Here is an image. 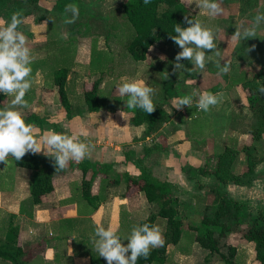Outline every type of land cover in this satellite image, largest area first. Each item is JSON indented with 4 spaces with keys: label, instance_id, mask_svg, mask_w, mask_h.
<instances>
[{
    "label": "rangeland",
    "instance_id": "374dc122",
    "mask_svg": "<svg viewBox=\"0 0 264 264\" xmlns=\"http://www.w3.org/2000/svg\"><path fill=\"white\" fill-rule=\"evenodd\" d=\"M123 1L37 0L34 3L21 1L19 6L20 12L24 13L22 15L24 23L19 30L26 36L27 46L34 58L32 64L37 66L31 73L32 85L24 99L33 102L38 93L35 90L52 89L54 85L51 72L55 68L63 66L68 69L65 91L70 105V116L84 112L82 102H79L78 98L81 92L89 89L95 80H97L100 94L99 107L101 110L111 113L113 117L119 110L129 115L131 108H128L126 104L129 97L121 98L118 86L125 81L145 82L156 90L153 102L162 105V107L165 106L167 118L161 120L156 128L146 135L148 139L143 137L142 132L138 134L141 138V140L139 139L141 145L148 142L160 144L162 148H166L164 151L166 154L168 152L177 159H175L177 171L179 167L180 170L186 167L189 168L190 175L196 174V178H200L201 174H197L195 169L213 165L214 155L221 151L223 145L239 149L242 144H254L256 153L261 157V160L253 167L251 181L249 185L231 187L229 194L236 200L245 203L243 205L245 212L253 214L258 209L264 210V132L255 141L249 135L250 130L255 126V115L247 105L245 87L243 86L244 82L249 86L256 85L257 87L264 84V23L257 29V37L242 42L232 39L236 26L250 27L254 23L252 14L264 13V0H257L255 7L245 12H240L238 0H218L223 12L215 17L209 15L207 10L192 5L196 11L195 20L214 32L217 47L221 53V64L225 61L230 64V71L227 74H221L214 62H207L202 73L184 69L174 73L172 69L175 56L181 49L165 41H156L151 44L144 51L143 59H133L128 52V46L133 43L135 32L121 13L120 4ZM67 4H76L80 10L79 18L70 25L63 23L64 8ZM183 4L187 8L191 7L186 1ZM57 5L61 7V11L56 8ZM202 14L205 15L204 20L201 19L203 18ZM0 20L3 21L1 15ZM45 21H47V25L44 23ZM63 34H66V38ZM252 45H255V48L247 52L246 48H251ZM206 55L212 56L213 61L217 59L214 53L208 52ZM164 57L165 59H163ZM181 63L186 68L193 67L190 61L182 60ZM165 70L168 71L169 77L175 79L173 83L175 96L167 100L162 99V85L165 83L162 77ZM216 89L221 90L219 93H223L224 99L207 112L195 107L197 97L193 98L191 108L184 106L182 110H177L173 107V101L178 98L205 91L214 93ZM259 94L261 102L264 103V94L260 92ZM1 95L4 105H8L12 97L3 93ZM38 101L39 99H35V102ZM32 110L33 108L27 107L20 111L23 116H26L30 113H37L39 109ZM58 111L63 116V110L59 105ZM193 112L196 116L187 120L184 115L189 116ZM111 114L109 115L111 116ZM189 130L194 133L193 138H191V134L187 133ZM164 136H167L168 140L164 139ZM183 150L186 151L184 155H188L187 157L191 159L181 157L180 153ZM194 159H199L200 162L197 163L199 167H190L197 165ZM9 163L8 168L15 167L11 159ZM230 166L234 174H239L243 170L244 156L242 152H238ZM2 169H4L3 163H0V170ZM182 173L184 172L182 171ZM184 174L186 175V173ZM208 178L202 180L205 184L202 190L206 192V196H201L198 200L201 208H196L194 210L196 213L202 209L205 203V205L211 203L213 195L209 188L216 182L212 175ZM195 187V185L193 188L187 185V187H181L180 190L173 188V194L176 196L178 204V216L184 219L181 226L186 223V219L189 217L188 213H190L191 219L199 216L191 215L193 210L188 208L187 211L185 208L186 202H197V199L189 197ZM152 205L155 206V204ZM186 215L188 217L184 218L183 216ZM143 218L144 216L138 219ZM163 221L162 218L157 217L154 226L159 228ZM196 221L197 219L194 222ZM126 223L123 220L122 227L125 228ZM237 235L239 234L236 232L234 235L236 241L231 242L235 245H238ZM226 244H230V241L225 236L220 241L219 252H224ZM174 246L181 252L192 251L195 257L200 258L201 264H210V256L204 260L207 250L198 246L192 239L190 241L185 233L181 232V236ZM243 250L246 251L245 264H252L251 245L244 246ZM216 254L211 255L213 256L211 264H224L216 257L214 258Z\"/></svg>",
    "mask_w": 264,
    "mask_h": 264
},
{
    "label": "crops",
    "instance_id": "0c3cea01",
    "mask_svg": "<svg viewBox=\"0 0 264 264\" xmlns=\"http://www.w3.org/2000/svg\"><path fill=\"white\" fill-rule=\"evenodd\" d=\"M185 1L187 2V0H181L182 3ZM189 8L193 11L195 20L196 11L192 5ZM202 16L201 19L204 20L205 15L202 14ZM255 16L256 14H252L253 21ZM35 92L38 93L33 102H26L28 107L33 108L32 111L36 108L39 109L34 114L45 121L40 126L32 125L40 133L54 130L57 133L67 135H72L83 127L87 130L88 136L86 139L84 137H80V139L90 145V155L85 159L89 162H97L100 166L96 167L95 176L92 178L89 188L90 196L82 197L80 188L82 173L78 168V162L69 161L66 169L52 174L51 191L42 197L38 203L32 204L29 200L28 191L30 170L17 166L8 168L10 163L7 166L3 164L4 169L0 170V242L9 226L17 227L16 246L19 251L14 258L18 260V264H107L103 257L97 256L98 254L91 243L90 237L94 234L96 225L99 223L105 228H116L117 234L126 244L127 240L123 238L130 235L136 220L140 221L142 219L138 218L142 216L145 218L149 213L156 211V205L151 206L153 203L147 202L141 191L124 195L126 177L136 178L139 175L138 168L134 164L140 159L143 148L150 147L151 152L142 158V165L148 168L153 177L170 183L172 190L173 188L180 190L181 187H187V185L192 188L194 185L196 186L189 197L197 199V204L194 201L186 202L185 208L187 211L188 208L193 210L191 215L199 216L195 217L197 221L194 222L195 219H191L190 213H188L189 217L187 215L183 217H188L189 220L186 219V223L181 226V232L188 235L190 241L193 240L195 233L193 226L198 223L205 206L208 205L205 203L201 210L198 209L200 210L197 212L198 214L194 210L201 208L198 200L201 196H206V192L202 190V187H205L202 180L209 179L208 176L210 177V175H200V178H196V174H191L192 178L188 179L180 167L177 171L176 158H173L168 152L166 154L164 152L166 148H162L156 142L149 143L148 140L147 144L141 145V138L138 134L140 132L143 134L144 127L142 125L133 126L129 123L131 112L127 115L119 110L113 117L111 113H107L99 107L97 111H82V114H72L70 118H66L64 114L62 116L58 111L59 104L55 86L50 90L40 88ZM219 92L221 90L216 89L213 94ZM35 99H39V101L35 102ZM164 107L162 108L167 113ZM184 116L190 120L192 116L196 115L193 112L189 116ZM140 127L142 131H140ZM187 133L191 134V138H193L194 133L190 130ZM146 135L143 137L148 139ZM165 138L168 140L167 136H164ZM184 153L186 154L185 150L180 153L182 158L191 159ZM12 158L11 156L8 157L9 162ZM194 160H196V164L200 162L199 159ZM190 167L199 166L197 164ZM212 186H216V184ZM231 187H235V184L220 185L222 191L233 198L229 194ZM94 205L96 207H93ZM150 207L151 210H149ZM157 217L159 216L155 217L153 226ZM123 220L127 222L125 228L122 227ZM180 220L182 222L184 219L180 217ZM159 229L163 235L165 220ZM235 234L236 232L233 230L226 234L230 244H226L224 252H219V249L218 252L213 253L207 251L204 260L210 256L209 262L211 264L213 257L211 255L217 253L214 258L216 257L218 261L224 263L220 259V254L225 253L227 247L230 246L233 248L231 264H245L246 251L243 250V247L251 245L252 264H258L254 259L253 243L240 239L237 235L238 245H235L231 243L236 241L234 239ZM193 242L196 243L194 240ZM196 244L198 245V243ZM174 245L171 243L166 245L163 264H201L200 258L195 257L192 251L189 253L181 252ZM0 264H15V262L10 258L0 257Z\"/></svg>",
    "mask_w": 264,
    "mask_h": 264
},
{
    "label": "trees",
    "instance_id": "16d2710c",
    "mask_svg": "<svg viewBox=\"0 0 264 264\" xmlns=\"http://www.w3.org/2000/svg\"><path fill=\"white\" fill-rule=\"evenodd\" d=\"M21 1L34 3L37 0H0V15L3 21H9L13 13L20 12ZM238 1L240 2V12L254 8L257 3V0ZM57 9L61 11L59 5H57ZM120 10L124 19L135 32L134 41L128 46V52L133 59H143L144 51L156 41H165L178 47L170 39V34L175 35L174 25L180 24L182 27H187L186 16L194 20V13L184 6L181 0H151L148 5H145L143 0H124L120 4ZM35 67L37 66L31 64L32 73ZM67 73L68 69L61 66L55 68L51 75L52 83L57 89L58 104L62 108L64 116L70 118V105L65 91ZM174 81V78L169 77L162 85L163 100L175 96ZM243 86L245 87L247 105L255 115V126L249 132L251 139L255 141L264 132V103L261 102L256 85L249 86L248 83L244 82ZM79 101L82 102L85 112H93L99 109L101 99L97 80L92 82L89 89L82 91ZM154 104L156 108L151 114H147L138 108H131L130 110L129 123L133 126L142 125L144 135L154 130L161 120L166 119V113L162 106L156 102ZM3 107L0 93V108ZM24 119L26 123L38 126L45 121L34 113L24 116ZM55 130L57 131V129ZM150 152L151 147L143 148L140 159L134 164L138 168L139 175L136 178L126 177L124 195L141 191L147 202L156 205L155 213H149L144 219L138 221L136 226L144 223L153 225L156 216L163 218L165 220V230L162 235L164 245L153 249L147 259L141 258L137 264H163L166 245L168 243L176 244L181 235V220L178 216V204L176 196L173 194L172 185L166 181L157 180L148 168L142 165V158ZM238 152L243 153L244 168L239 174H234L230 165ZM260 160L261 157L256 153L252 143L242 144L239 149L225 145L221 151L214 155L213 165L195 169L197 174L212 175L216 182V186L210 188L213 195L210 205L205 206L198 223L193 226L195 230L193 240L200 247L206 249L208 253L218 252L221 239L233 230L239 234L240 239L253 243L254 259L258 264H264V210L258 209L253 214L245 212L243 211L245 203L234 200L220 188V185L226 183L249 185L253 167ZM11 162L14 166L30 170L28 191L29 200L32 204L38 203L42 197L51 191L52 174L61 172H56L53 159L40 154L29 153L22 160L15 161L12 158ZM97 166L100 164L89 162L85 158L78 162V168L82 173L80 183L82 197L90 196L89 188ZM182 171L186 173L188 179L192 178V175L188 173L189 168L184 167ZM16 236L17 227L9 226L0 242V257L10 258L15 264H18V260L14 258L19 251L16 246ZM232 254L233 248L228 246L226 252L220 254V259L224 264H231Z\"/></svg>",
    "mask_w": 264,
    "mask_h": 264
},
{
    "label": "clouds",
    "instance_id": "9594fccd",
    "mask_svg": "<svg viewBox=\"0 0 264 264\" xmlns=\"http://www.w3.org/2000/svg\"><path fill=\"white\" fill-rule=\"evenodd\" d=\"M143 3L148 5L151 0H143ZM187 4H194L199 9L207 10L212 17L223 12L218 0H187ZM79 11L78 5L67 4L64 8L63 23L73 24L79 18ZM185 21L187 27L175 24L173 28L175 35L170 34V39L181 49L175 56L173 72L184 69L202 73L207 62H214L221 74H227L230 71V64L227 61L221 64V53L214 32L187 16ZM23 23L20 12L13 13L7 22L0 20V93L12 97L8 105L0 108V163L7 166L9 156L15 161H20L29 153L43 154L53 159L58 172L66 169L69 161L80 162L90 155V145L80 139V137L86 139L88 132L81 127L72 135L57 133L54 130L40 133L32 124L25 122L20 109L28 107L24 98L32 85L30 76L34 58L27 46L26 36L19 30ZM44 23L47 25V21ZM262 23L264 13H258L252 26H236L232 39L242 42L257 37V29ZM63 35L66 38V34ZM254 48L255 45H252L246 50L248 52ZM208 52L214 53L217 59L213 61L212 56L206 55ZM182 60L190 61L193 67L186 68L181 63ZM168 78L169 73L165 70L162 79ZM258 91L264 94V84H260ZM118 92L121 98L129 97L126 101L128 108H138L147 114L155 111L153 96L156 90L145 82H122L118 86ZM194 97H197L195 107L205 112L219 105L224 99L223 93L213 94L205 91L178 98L173 101V107L177 110H182L184 106L191 108ZM90 239L97 256L103 257L107 264H137L139 259H147L153 249L164 245L161 230L148 223L134 226L130 235L123 238L127 240L126 244L117 234L116 228H105L99 223Z\"/></svg>",
    "mask_w": 264,
    "mask_h": 264
}]
</instances>
